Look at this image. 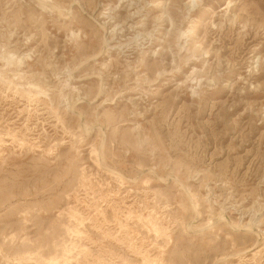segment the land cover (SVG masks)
Here are the masks:
<instances>
[{"label": "rangeland", "instance_id": "1", "mask_svg": "<svg viewBox=\"0 0 264 264\" xmlns=\"http://www.w3.org/2000/svg\"><path fill=\"white\" fill-rule=\"evenodd\" d=\"M0 264H264V0H0Z\"/></svg>", "mask_w": 264, "mask_h": 264}]
</instances>
